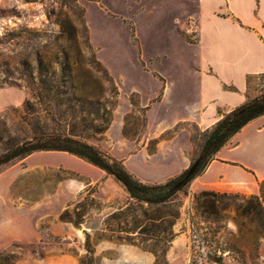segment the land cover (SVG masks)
<instances>
[{
  "label": "rangeland",
  "instance_id": "rangeland-1",
  "mask_svg": "<svg viewBox=\"0 0 264 264\" xmlns=\"http://www.w3.org/2000/svg\"><path fill=\"white\" fill-rule=\"evenodd\" d=\"M198 8V0H0V33L22 27L56 32L55 21L66 18L78 32L71 47L83 76L80 87L97 88L84 64L92 54L117 90L107 129L82 140L120 161L138 181L162 184L180 173L156 169L163 159L150 155L158 144L176 137L162 147L170 153L189 143L191 165L204 132L181 121L199 83ZM83 30L90 52L79 38ZM17 42L0 46V65L27 44L24 39ZM4 89L10 92L0 97V117L5 116L9 127L14 116L8 110L20 107L27 93ZM41 155L0 170V186L20 167L18 175H24L0 206V252L10 255L13 264H264L263 227L257 219L238 216L241 197L247 196L215 200L212 214L203 215L194 199L198 193L185 190L176 197L175 236L165 243L162 222L151 226L160 240L154 243L150 222L140 212L141 227L134 233L108 230L117 227L106 224L108 217L132 203L110 176L67 154ZM37 163L45 164L32 167ZM120 227L129 231L130 224ZM152 247L165 249L161 261L148 250Z\"/></svg>",
  "mask_w": 264,
  "mask_h": 264
},
{
  "label": "trees",
  "instance_id": "trees-1",
  "mask_svg": "<svg viewBox=\"0 0 264 264\" xmlns=\"http://www.w3.org/2000/svg\"><path fill=\"white\" fill-rule=\"evenodd\" d=\"M55 24L56 32L22 27L0 33L2 47L19 45L18 40L27 41V44L20 45L22 47L15 55L8 56V62L0 65V89L12 87L27 93L20 107L8 110L14 116L9 127L5 116L0 117V170L38 152H61L74 156L110 176L132 200L125 209L108 217L106 224L117 226L116 230L109 231L134 233L141 227L137 218V212H140V216L150 222V241H160L151 229L163 222L166 224L164 241L170 243L175 236L172 227L179 216L178 194L188 189L189 183L204 171L216 152L235 134L264 116V73L247 75L244 102L227 113L219 112L220 117L215 124L202 133L197 157L191 163L197 161V165L190 175L187 173L191 165L162 184L148 185L138 181L120 161L82 140L101 136L107 129L117 90L92 54H88L84 64L90 72L87 76L97 88L87 91L80 87L83 76L77 72L71 47L78 32L64 17H59ZM79 38L84 49L90 52L85 30L79 33ZM14 62L16 64L13 65ZM61 179L59 176L57 181ZM223 197L228 196L202 191L194 199L203 215H211L215 200ZM241 199L244 205L237 207L240 211L238 216H245L249 221L257 219L263 227L260 238H264V180L258 182L257 195ZM121 223H129V231H123ZM143 233L140 229L137 234ZM116 239L121 240V237ZM148 250L160 261L165 254V249L159 252L152 247ZM0 264H13V258L0 252Z\"/></svg>",
  "mask_w": 264,
  "mask_h": 264
},
{
  "label": "crops",
  "instance_id": "crops-1",
  "mask_svg": "<svg viewBox=\"0 0 264 264\" xmlns=\"http://www.w3.org/2000/svg\"><path fill=\"white\" fill-rule=\"evenodd\" d=\"M198 6L199 83L195 97L181 113V121L205 131L219 119V112L227 113L244 102L247 75L264 73V0H198ZM5 91L10 92L8 89L0 90V97ZM2 106L0 104V108ZM175 138L160 142L150 155L162 157L163 162L156 169L164 173H181L190 165L192 153L189 143L176 152L168 153L162 148ZM51 153L32 155L44 158L41 154ZM32 155L25 159L29 161ZM44 164L37 163L32 167ZM32 167L27 166L26 169ZM20 171L0 186V206L9 201L12 190L24 178V175H18ZM262 180L264 116L244 126L216 152L204 171L189 183L187 190L190 195L209 191L248 197L258 194V182ZM5 229L2 227V233Z\"/></svg>",
  "mask_w": 264,
  "mask_h": 264
},
{
  "label": "water",
  "instance_id": "water-1",
  "mask_svg": "<svg viewBox=\"0 0 264 264\" xmlns=\"http://www.w3.org/2000/svg\"><path fill=\"white\" fill-rule=\"evenodd\" d=\"M196 165H197V161H196L195 163H193V164L189 167L187 175H190V174L194 171Z\"/></svg>",
  "mask_w": 264,
  "mask_h": 264
}]
</instances>
